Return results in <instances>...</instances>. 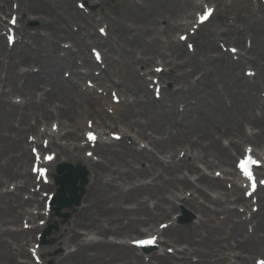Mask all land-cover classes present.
Returning a JSON list of instances; mask_svg holds the SVG:
<instances>
[{
    "label": "bare ground",
    "instance_id": "1",
    "mask_svg": "<svg viewBox=\"0 0 264 264\" xmlns=\"http://www.w3.org/2000/svg\"><path fill=\"white\" fill-rule=\"evenodd\" d=\"M3 7L4 6H2V8ZM141 7V4L137 5L133 2L124 11H117L118 16L112 21H109L110 28L116 27V30L120 34V37L117 40L111 37V39L101 41V39H99L97 34L94 32H87L86 35L82 37L73 34L69 39L74 47L77 48V51L73 53L71 50H67L65 52L66 55L70 54L72 56L78 54L80 50L85 51V49L89 46V43L96 46L101 45L107 50L106 55L114 54L116 53L117 48H119L120 43H122V46L124 47H132L136 42L141 43L140 53L142 55L150 54L154 51L153 48L156 44L153 43L150 45V41L148 42L142 40L140 33L137 31L138 26H129L125 23L124 19L133 14V9ZM189 7L191 10H194L197 8V5L191 2ZM0 11L3 10L0 9ZM170 11H172V8H170ZM151 18L154 19V24L158 26L162 25L164 21V27L162 28L163 31L170 29L169 18H167L163 13H153ZM104 19L107 20V16H105ZM93 23L94 21L91 19L87 26H92ZM3 25L4 21H1L0 26L3 27ZM212 34H210V36H213ZM37 36V33L31 34V32L27 29L23 30L22 40L20 41L24 43V50L20 51L18 54H12L8 49L4 48L0 44V83L9 89L8 92L2 90L0 95V99L2 100L0 101V103H2L0 106V154L7 150L11 155L9 158L10 161L7 163H2V159L4 157L0 158V175L27 179L25 184L29 183L31 175L25 172L24 174L15 176L13 174V168L19 164L23 169L28 162L34 161V157L28 154L26 150V136L21 130H19L18 125L13 123L14 119L18 120L21 125H28L30 119L37 122L39 119H44L45 116L52 115V111L47 107L48 104L52 103L53 109L56 111L53 116L57 115L59 120H62V126L66 123L73 124L74 126L78 124V128L74 131L73 135L70 131H68L64 136L72 135L76 140H79L78 138L81 137L78 135V131H80V129L82 131L83 129L85 130L84 139L85 135L86 137L94 139L95 134L93 133H98L99 144L102 143L101 136L104 134L98 131V126L102 125L105 128L111 127V125H108L104 120H102L103 118H108L110 116L108 115L109 112L108 114H104L99 111L100 102L103 99L94 95L90 90H79V87L75 85V83L62 77V68L69 66L65 57L55 60L46 58L42 61V59H39L38 55L29 53L30 49L26 45L27 40L30 38L36 39ZM223 36L224 34L218 35V37ZM213 49L216 51L215 47H213ZM120 50H123L121 46ZM128 52L133 55V51L130 50ZM185 55L186 54L183 50L179 48L178 53H174L172 56L177 59V65H180L181 67L191 66L194 68L196 65L195 58L191 57L190 59L183 61ZM166 58L168 57L165 56L162 60L166 63V65L170 64L171 61H165ZM105 59L108 61L109 57H105ZM262 59L264 60V54L262 55ZM84 61L86 65L89 64L86 56ZM147 62L150 63L153 62V60L147 59ZM32 63L38 67L37 72L20 73L16 71L19 65L28 66ZM114 63L115 62H111V64ZM132 63L133 62H130L129 65H132ZM139 63H143V58H140L139 60L134 58V72H136V66ZM72 68L75 69L76 67L72 66ZM2 72L5 73V77L3 79H1ZM73 75L79 80H85L87 77H93L91 74L82 77V75L77 74L76 71L73 72ZM171 78L174 83H177L179 75L175 74ZM93 79L97 80L98 78L93 77ZM111 80L112 78L108 77L105 84H110L111 86L117 88L121 96H129L133 98L132 103H130L127 107L128 111L122 113L123 117L128 116L134 119V121L129 124L128 129L136 128V136L138 139L146 141L157 154L163 155L165 158L170 159L171 162L169 165H165L163 160L157 158L158 155L145 149L140 152H134L130 146H123L120 151H116L114 149L115 146H120L121 144L112 142V140L109 144L105 143L101 146L103 157H107V164L111 165L112 158H114L115 155L121 156L123 162L126 163L125 166L130 168L129 170L123 171L119 168H111L106 164H101L98 168V163L89 160L91 158L84 156L81 157L80 155L73 157V163L83 166H86L87 163L90 165L92 173L94 174L92 177L94 186L103 185V187L119 189V185L114 183L120 181L123 176H127V174L131 171L142 173L144 175L146 174L147 176L152 177L149 182L150 185H139L136 187L148 190L145 197L135 201L136 208L127 210L126 208L123 209L120 206L116 209V217H114L115 215L108 217L105 219L104 223L99 222L95 226H90V224L87 223V218L79 220L81 215L78 214L73 222L74 228L79 226L83 229L91 228L92 231L101 236H106L108 234L119 236L122 233H133V235L140 236L144 232L142 229L138 228V225L148 226L146 227L147 230H144L145 233H148V237H150L152 241L156 240V243H159L162 246H168L169 241H162L159 239L165 235L164 230L160 232L159 229L154 230L155 227L149 226L155 225L158 219L167 215L168 210H172L174 208L175 204L173 198H182V195L177 194L176 191H184L183 194H185L188 189L193 192H187L184 198L187 199L189 197L187 195L191 196L194 195V193L197 194V197L188 198L186 204L189 208H193L196 212H198L203 219L199 220L198 223L181 228L180 231L177 230L178 232L190 230V233L185 234L182 238V243L186 246L177 251L180 252L179 255H182L178 258L183 257L182 259H175L173 255L166 252L164 254L150 255L148 256L147 261L140 255H135L134 258L131 259L129 257L122 256L118 252V248L114 246L115 244L106 243L102 245V247L106 253L110 254L109 259H102L104 255L100 253L96 255L95 258L88 257L86 262L83 264H110V262L118 260L123 261L124 264H220L216 259L217 255H225L227 254L226 252H235L234 257L237 258L236 261H239L241 264H248L251 257L263 245L264 219L261 217L260 223L257 222L252 227L253 231L248 233V224L246 222H237L233 220L235 217H240L237 210L224 207V205L229 203L230 196L235 197L234 202L245 203L249 200L245 197L242 188L235 182L230 181L232 182L230 187H233V189L227 190L226 187H223L222 183L217 182L216 177H198V182L202 183L208 189H215L217 187L225 192L224 195L228 197L227 201L226 198L221 201L217 198H212L204 189L190 181L188 178L176 176V174L181 171L182 165L186 163L175 161V157L176 153L178 155L180 152H183L186 157L190 153L194 160L209 162L208 157H206L205 154L211 153L214 149L220 147L225 153L222 154V156L227 157L228 159L224 162V165L229 167L230 173L235 174L236 170L234 169V160L236 155L243 152L239 141H254L258 146H264V125H262L258 119L246 120L241 117L243 121L251 123L257 131L253 133L252 136H247L246 132H244L241 127L236 133H232L223 124L216 121L218 115H224L226 117L230 116L229 106L226 105L224 101H220L217 106H213V109L206 108L204 104L202 108H198V105L195 103L191 105V108H189V112L186 115H179L181 117L180 122L177 118H175L174 114V117L166 123L168 127L165 128L160 125L161 129L156 126L155 120L152 119L155 113L147 111V109L149 110L151 107V102L149 100L143 101L139 98L142 88L138 86L139 83L136 77L131 80L129 79L126 82L121 81L119 83ZM121 87H123L124 90ZM178 90H181V88ZM10 94L26 96L28 99L23 106H18L20 103H17V101L13 98L10 102L3 100V98L11 97ZM38 96L39 99H37ZM136 108H140L142 111H136ZM24 109L28 111H23ZM159 110L160 112L158 113V116H164V108L160 107ZM121 111L122 110H120V112ZM143 112L144 115H142ZM191 112H196L198 116L192 117L190 115ZM89 114H94L100 119L99 122H95L94 124L97 128H88L87 123H82L83 118ZM78 115L80 117V121L78 120V122H76V117ZM114 115H116L117 119L122 117L119 115L118 109H115ZM131 130L134 131V129ZM148 130L151 134H147L146 131ZM198 130L202 133L198 134ZM125 132L130 134V131ZM153 134L158 135V138H154ZM226 135L230 136L228 138L229 147H224L220 141V138ZM200 138H204V140H201ZM140 140L137 141L138 146L142 145ZM52 146L67 156L73 155L71 152L76 150L81 152L86 147L85 145L83 147H81V145H73L72 148L62 147L61 145L55 143H53ZM259 157L261 160H264V154ZM68 158L66 157V159L60 160L59 156L56 155L55 161L65 164L68 163ZM127 158H132V161L126 162ZM141 163H143V167H140L139 169H135L131 165H138ZM145 163L147 165H145ZM188 166L189 169H192V171L195 172L196 168L193 163ZM53 174L54 173L52 172V175ZM166 193L169 195L165 197ZM109 199L113 200L111 197ZM150 200L154 201L152 206L148 204V201ZM16 201L17 197L14 194H8L7 192L4 195H2V193L0 194V215L4 225L15 224L17 222V220L14 219L15 216H10L9 214L17 207L15 203ZM262 203H264V197L262 198ZM210 205L216 206V208H212ZM18 207L19 209L22 208L20 205ZM92 208V205L86 204L81 210H83L82 213L85 215ZM104 210L109 213L112 209L105 208ZM49 215V221H54L51 214ZM130 216H135V218ZM219 216L222 217L219 218ZM74 228H66L68 232L65 234L64 243L70 244V246L76 243L80 237V234ZM259 229H262L261 232ZM2 233L16 236V234L11 232V229L0 232V252L2 253L0 259L3 261V264H16L17 257L24 254V247H14L12 242L3 240ZM214 235L220 236V239L216 242H211ZM179 238H181L180 235L177 237V240ZM85 247V245L79 247L74 254H82ZM192 256L197 257V263L193 262ZM210 257L215 261H210ZM67 258H70V255H68ZM151 260H153L154 263ZM173 260L176 262L174 263ZM58 262L59 264H63L65 260H58Z\"/></svg>",
    "mask_w": 264,
    "mask_h": 264
},
{
    "label": "rangeland",
    "instance_id": "2",
    "mask_svg": "<svg viewBox=\"0 0 264 264\" xmlns=\"http://www.w3.org/2000/svg\"><path fill=\"white\" fill-rule=\"evenodd\" d=\"M81 1L83 3H87V7L89 8V12H93L99 10V8L103 9L110 17L114 18L115 17V12L117 9L115 8H120L121 6L126 4L125 0H16V2L19 5V16H22L23 18L21 19V27L25 26V28H29L32 33L38 32L40 37L37 38V44L38 48L33 52L37 53L41 59H44L45 57H50V56H59L62 57L64 56L63 52H57L55 49L56 47H59L61 49H65L63 46H71L70 42L64 39V41H59V45H57L56 41L62 37H67L69 33L73 30V28L77 24H82L81 22V15L84 14L81 12L78 7H77V2ZM93 2V4H91ZM135 3H141L142 7L141 8H136L133 9V14H131L128 18H124L126 22L130 24H134L138 26V31L140 30L143 32V35L145 38L149 40H156L159 38L161 42L158 41V43L155 45V49L159 51H166V52H173L175 51V45L173 44V40H177V36L179 33H182L183 31H165V33H154L156 26L154 25V19L151 18L153 13H158L161 12V10H165L167 8H173L174 11L177 13L178 20L176 22L178 23H191V21H194V15L196 14L197 11L192 12V17L188 18L185 16V14L188 12L184 9V0H133ZM196 1H201V0H196ZM89 2V3H88ZM214 5L216 7L217 13L215 17L212 19V21L202 27L198 30L196 36L197 39L196 41V46L194 49L193 54H196L197 59H198V72L196 74H193L191 77H185L180 79V83L177 85H173L171 82L168 81L169 78L168 75H174L178 74V72L184 71V69H179L175 70L173 73L170 67L164 66L163 74H165L164 78L161 77L160 85H161V97L159 101L155 98L154 92L151 90L150 87L153 86V83L151 79H153V76L150 75L146 79L149 81V83L146 81L144 83V80L139 77L138 74L134 72V61H133V56L130 54L128 51H130V48L133 49L134 55L136 57H139L137 54V45L134 44L132 47H124V51H117V53L114 55L117 58V62L114 65H108V68L105 66L101 67V64L96 65L91 51L89 49L85 50L84 55H87L88 59L92 62L93 68H92V73L96 75V73L104 71L102 73L103 76L107 75H112V79L114 81L117 80H122V81H127L131 80L134 77L137 78L138 83H141V86L143 85V89L141 90L140 95L144 99H151L154 102V106L147 109V111H156V107L160 105L159 102H163L164 105L167 107H172L173 105L177 106L176 108H183L186 106V104H192L196 98H199L200 101H203V103H206L208 107H213L215 105H218L219 103V94L224 96L225 98H228V100L231 103L232 109L231 112L235 115H238L240 113H243L247 118V111L252 109L254 107L253 101L257 100L256 98L252 97L250 95V91H254L256 88V85L258 84L259 86L263 87L264 86V61H261V58L259 57L261 53L264 51L260 50V45L262 40L264 39V1L263 0H219V2L214 1ZM8 11L5 14H10L14 10H12V3H8ZM26 9L29 12L37 11V10H45L49 16H44L41 14H31V13H26ZM124 11V10H123ZM23 13V14H22ZM151 14V15H149ZM25 15V17H24ZM0 17H4L2 14ZM26 18H30V21H27ZM65 20H64V19ZM188 18V19H187ZM88 19V17L86 18ZM123 19V18H122ZM175 22V20H172ZM35 23V24H34ZM40 23H45L46 25H40ZM103 23V22H102ZM101 23V24H102ZM101 24L93 23L94 28H98ZM108 24V23H107ZM234 24V26L237 29H241L242 26L245 28L253 31V33L248 34L246 33V37L242 38L241 36H238L237 34H231L230 39L227 42V44H231L233 40H235L234 44L242 49L241 54L239 55V58H242L245 60L244 64L242 67L246 69L247 71H255L257 72V75L255 79L252 80L251 77L246 78L244 75V70L240 73L239 71L235 70V64L232 63L234 61L233 56L230 57V62H226L225 60H215L213 59L216 55L211 51L210 56L212 59H207L206 56H204L201 52L205 49H212V46L209 45L208 47H205L204 42L207 37V34L209 32H223L225 29L231 25ZM109 25V24H108ZM85 27V30L90 31V27L87 25H83ZM95 32V29L93 30ZM73 32V31H72ZM236 38H238L236 40ZM250 39L252 40V43L250 42ZM2 44L6 45L5 41V36L1 38L0 41ZM253 44V51L251 50L248 53V50L250 47L248 45L252 46ZM122 45V43H121ZM72 50H76L75 48L71 47ZM222 47L220 46V49ZM157 57V56H156ZM67 58V56H66ZM74 58V59H73ZM84 58L80 55H76L74 57H69L67 58V61L72 62L73 64L76 65L77 67H82L80 66L82 64V60ZM255 61H253V60ZM72 60V61H71ZM130 62H133L132 65H129ZM151 66V67H150ZM156 65L149 64V67L147 70H152V68ZM80 71L86 72V70L82 67L79 68ZM146 70V71H147ZM191 69H186V72H189ZM67 75V74H66ZM203 76L200 80V82L197 84V87L194 89H190L189 92H184L177 94L176 97L170 93L171 89L178 88V87H184L185 90L187 88H190L191 84L198 78ZM237 77H240L245 80V83H241ZM87 79L83 82L79 81L80 86H88V83H86ZM105 81V80H104ZM104 81H100L97 84L93 83V87L95 92H102L106 91L107 95L106 98L110 102V96H109V91L111 89L105 90L104 86H101V83H104ZM92 80L91 83L92 84ZM139 86V85H138ZM91 87V88H93ZM169 92H168V91ZM262 97L264 98V92H262ZM177 103L175 104V102ZM260 101V100H259ZM112 102V101H111ZM152 102V104H153ZM120 106V107H119ZM156 106V107H155ZM106 108V106H105ZM118 108L125 109V106L120 103L118 104ZM53 109V108H51ZM175 109L168 108V111L165 112L164 116H158L155 115L154 119L155 122L162 123L164 126L166 123L170 120V112L174 113ZM264 113V112H263ZM57 117H51L49 119H45V125L48 123L50 126L53 122H58L60 120H57ZM94 119V117H93ZM217 120L221 124H228L231 126H234L235 123L231 122L230 119L226 116L219 115L217 117ZM263 121H264V114H263ZM33 123V122H32ZM31 123V124H32ZM42 128L45 129L43 121H41L35 129L28 127L27 132L25 133V136H31V135H37V133H40V129ZM117 129V128H116ZM114 129L113 131H116ZM248 131L250 132L254 129L247 128ZM35 131V132H34ZM67 130H63L60 136H62ZM53 140V139H52ZM58 143L62 144H69L72 143L70 140L72 139H64L62 137H59L56 139ZM122 144H130L132 143V140L130 137L125 136L123 140H121ZM225 142V140H224ZM85 153V152H84ZM5 154H0V158L4 157ZM6 158L4 161L8 160L9 155L5 156ZM100 157V156H99ZM210 163L214 167H220L223 164L221 163V158L220 157H215V158H210ZM123 162L122 157H114L113 158V163L117 164L118 168L120 169H125L124 165H121ZM29 164L25 167V170L27 171L29 169ZM55 165H51L50 168L53 171ZM214 168V169H217ZM219 169V168H218ZM210 173L213 171V168L210 169ZM20 171V165L17 164L14 167V172ZM24 172V170H21V173ZM134 177V173L127 175V177L124 179V184H123V190L128 191L132 185L131 182H135V179H132ZM193 180V178H191ZM14 185L21 183L22 181L20 180L19 177H14V179L10 180ZM142 182H149L148 179H143ZM90 184V182L88 183ZM3 187L0 186V192H3L6 190V184ZM53 186H49L44 189L45 192H41V195L43 193H48L49 191H53ZM88 186H86V189ZM142 192V191H141ZM139 189H135L130 193L124 194L125 198L133 199L138 197L141 194ZM18 194V193H16ZM25 194V195H24ZM23 195L25 197H30L29 192L24 193ZM214 197H216V194L210 193ZM113 193H110L107 191V189L103 186H99L96 190L90 191V189H87V192L84 196L86 197L87 202H91L94 205L93 211L90 213L91 215L95 217H103L102 214V208L111 206L113 202L109 199L110 196H112ZM38 199H40V196H37ZM44 198V197H43ZM83 198V200H84ZM45 200V198H44ZM43 203L42 202V209H43ZM84 205V204H83ZM127 207L132 206V204L126 205ZM230 208L235 207V204L229 205ZM181 208V207H179ZM185 210L191 212L187 208L183 207ZM256 207L254 206V209ZM42 209H38L36 206H32L30 208H27V211L31 212H42ZM79 208L75 210L74 212H71V215L69 218L64 219V218H59L57 216H53L54 218L58 219L55 220L54 222L50 223L48 227L51 228L50 234L46 238V244L40 245L42 249H48L51 248L52 252L49 258L47 259L45 255H41L43 257V262L44 264H54V261L51 260V258H62L64 257L68 252L70 251H75L77 249V246L73 247L72 249H67L68 247H65L60 243L62 233L65 231H60L61 227H67L70 225V221L78 214ZM177 212V210H176ZM14 213V211H11L9 214L11 215ZM35 214V213H34ZM0 218L1 215H0ZM257 220L260 221V208L259 212L257 215ZM262 218H264V214L262 215ZM19 220V217H18ZM42 222H45V217L42 216L40 220H38L34 225H39ZM193 221H190L184 225L191 224ZM28 226V224H24V226ZM183 226V225H182ZM23 227V226H22ZM31 227V225H30ZM10 229L16 228L15 226H9ZM19 228V227H18ZM81 233H84L86 236L83 238H86L87 241L89 238H95L96 240H102L103 238L99 236L93 235L89 230H78ZM170 230H168L169 232ZM61 232V233H60ZM39 233V230L35 231L34 233V240L31 242V245H33L35 242H37V235ZM56 235V237H52L53 235ZM18 235L16 233V236H11V238H16L14 239L15 241H20L21 239L18 238ZM3 235V239H4ZM32 237V236H31ZM29 237V238H31ZM51 237V238H50ZM109 236L108 238H110ZM119 240H127V239H132L131 237H121L118 238ZM119 253H122L123 255H128V251L125 249H119ZM157 249L154 251L156 252ZM0 252V256H1ZM140 254H142L140 252ZM150 255V254H148ZM129 256V255H128ZM257 256V255H256ZM30 262L33 261L32 256H29L28 259ZM84 260V258L81 255H77L74 257L70 262L73 264L78 263L79 261ZM19 263H24L25 258H18ZM0 264H3V261L0 259Z\"/></svg>",
    "mask_w": 264,
    "mask_h": 264
},
{
    "label": "snow or ice",
    "instance_id": "3",
    "mask_svg": "<svg viewBox=\"0 0 264 264\" xmlns=\"http://www.w3.org/2000/svg\"><path fill=\"white\" fill-rule=\"evenodd\" d=\"M210 14H211V10H208V12H207L205 15L201 16V22H203L204 20H206V19H207V16L210 15ZM182 39H183V37H182ZM245 174L248 176V178H249L250 180L252 179V176H251V174L247 171V169H245ZM262 183H264V182H262ZM146 243H151V241H148V242H146Z\"/></svg>",
    "mask_w": 264,
    "mask_h": 264
}]
</instances>
